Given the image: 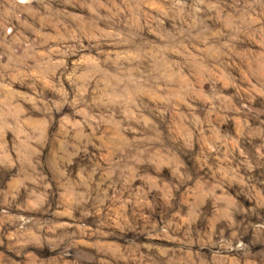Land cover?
I'll list each match as a JSON object with an SVG mask.
<instances>
[{
    "label": "clouds",
    "instance_id": "9594fccd",
    "mask_svg": "<svg viewBox=\"0 0 264 264\" xmlns=\"http://www.w3.org/2000/svg\"><path fill=\"white\" fill-rule=\"evenodd\" d=\"M0 264H264V0H0Z\"/></svg>",
    "mask_w": 264,
    "mask_h": 264
}]
</instances>
